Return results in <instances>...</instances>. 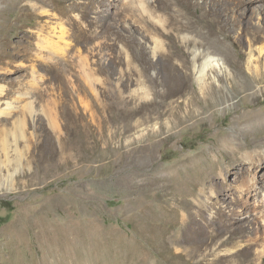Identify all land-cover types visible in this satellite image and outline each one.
Returning a JSON list of instances; mask_svg holds the SVG:
<instances>
[{"label": "rangeland", "instance_id": "374dc122", "mask_svg": "<svg viewBox=\"0 0 264 264\" xmlns=\"http://www.w3.org/2000/svg\"><path fill=\"white\" fill-rule=\"evenodd\" d=\"M39 1L0 0V261L264 264V0Z\"/></svg>", "mask_w": 264, "mask_h": 264}, {"label": "bare ground", "instance_id": "6f19581e", "mask_svg": "<svg viewBox=\"0 0 264 264\" xmlns=\"http://www.w3.org/2000/svg\"><path fill=\"white\" fill-rule=\"evenodd\" d=\"M142 1L143 0H132V2H138V3H142ZM39 4H41V5H43L44 3H43V1L42 0H40L39 1ZM136 4V3H135ZM41 7V6H40ZM47 42V41H46ZM154 50H156V49H154ZM153 51V50H152ZM154 52V51H153ZM154 54V53H153ZM194 55H193V60L197 57V56H200V54L199 53H197V52H194L193 53ZM86 63V62H85ZM87 64V63H86ZM252 64V62L250 61V60H248V63L246 64V72H248V74H250L251 75V77H252V79L251 80H247V83H245L244 84V87L242 86V88H243V90H244V92L246 91V92H249L250 91V93L252 94L251 96H253V95H256L257 94V88H256V86H254L253 84L254 83H258V82H261V80H263V78H262V76H261V74L259 73V69H258V67L257 66H252L251 65ZM84 65V64H83ZM85 66V65H84ZM191 66H193V71L194 72H196V74H197V80H198V82L200 83V86H199V89H200V91L202 90V92H203V94L204 95H206L207 97H204L203 98V100H202V102H207L209 99H211L212 100V98L210 97L209 98V96H213V95H215L216 94V89L215 90H213L212 88L210 89V90H205V85H204V83H203V81H204V77H205V75H206V72H207V70L208 69H210V68H214V69H218V68H222V66H221V63L219 62V60L218 59H216V58H213V57H210V56H206V58H205V60H203L202 61V63L201 64H198V65H196V63H192L191 64ZM86 67H87V65H86ZM189 67H190V65H189ZM262 74H264V73H262ZM250 77V78H251ZM246 79H247V77H246ZM264 81V80H263ZM264 83V82H263ZM253 97H257V96H253ZM210 100V101H211ZM222 100L223 99H221V102H222ZM214 106V105H213ZM263 121H264V118H261ZM263 123V122H262ZM259 124V123H258ZM260 125H262V124H260ZM264 125V124H263ZM223 142L224 143H226L228 146H232L233 145V141L231 140V139H224L223 140ZM237 149V148H236ZM262 164H259V165H257L256 167H255V169H258L260 172H262ZM2 167H4V165H2ZM11 176H12V174H11ZM212 186V185H211ZM220 186V185H219ZM206 187V186H205ZM245 187V189L246 190H248V195H249V193L250 192H252V187H253V185L252 186H250V185H245L244 186ZM256 188V187H255ZM0 189H2V188H0ZM9 189V188H8ZM201 190V189H200ZM199 190V191H200ZM204 191V189H202L201 190V192H203ZM226 192H227V190H226ZM256 193V192H255ZM247 194V193H246ZM249 198V197H248ZM196 205H198V210L199 211H202V213L205 211V209H204V211H203V208H204V206H205V204L203 205L202 203H197ZM195 205V206H196ZM242 206V205H241ZM196 208V209H197ZM244 210L245 211H247V212H249L248 214H249V216H248V218H249V220L251 221L252 219L253 220H256V222L255 223H257V229L259 230V232H260V230H263L264 231V202L262 201L261 203H258V205H254V206H252V205H249V204H244ZM246 212V213H247ZM200 214V213H199ZM247 217V216H246ZM244 218V217H243ZM186 227V226H185ZM183 228V227H182ZM183 230V229H182ZM184 231V233L185 234H189V229H184L183 230ZM180 232H181V230H180ZM256 232V231H255ZM258 232V231H257ZM72 234V233H71ZM182 234V233H181ZM75 238V237H74ZM259 239V237L256 235L255 236V239H253V242H254V244H256L257 243V241H256V239ZM93 239V238H92ZM91 239V240H92ZM80 241H81V239H80ZM89 241V240H88ZM74 242V241H73ZM92 242V241H91ZM17 244V243H16ZM75 244V243H74ZM87 244V243H86ZM82 245V244H81ZM83 246V245H82ZM89 246H90V244H89ZM75 248V247H74ZM58 250V249H57ZM69 250V249H68ZM93 250V249H92ZM71 251V250H70ZM110 251H112V250H110ZM91 252V251H90ZM96 252V251H95ZM116 253L118 252L117 250L115 251ZM72 253V252H71ZM73 253H74V251H73ZM97 253V252H96ZM104 254V253H103ZM49 255V254H48ZM116 255V254H115ZM108 256V255H107ZM60 257H65V258H68V257H70V254L69 253H61L60 254ZM89 259V258H88ZM127 259V258H126ZM258 259L262 262V261H264V247H263V249H261L260 251H258ZM46 260V259H45ZM44 260V261H45ZM70 260V259H69ZM118 261V259H117V255L116 256H111V257H107V258H98V259H95V261L93 262V264H108V262H115V261ZM123 260V259H122ZM119 261L120 263L119 264H124V260L123 261ZM61 263V262H60ZM0 264H5V262H2V261H0ZM46 264V263H45ZM49 264H56V262L55 261H52L51 263H49ZM70 264H80V260H75V261H70ZM117 264H118V262H117Z\"/></svg>", "mask_w": 264, "mask_h": 264}]
</instances>
